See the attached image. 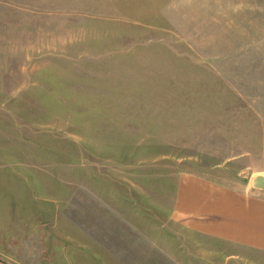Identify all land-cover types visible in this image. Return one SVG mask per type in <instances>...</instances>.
<instances>
[{
    "label": "rangeland",
    "instance_id": "374dc122",
    "mask_svg": "<svg viewBox=\"0 0 264 264\" xmlns=\"http://www.w3.org/2000/svg\"><path fill=\"white\" fill-rule=\"evenodd\" d=\"M182 173L264 175V0H0V259L264 264L172 219Z\"/></svg>",
    "mask_w": 264,
    "mask_h": 264
},
{
    "label": "crops",
    "instance_id": "0c3cea01",
    "mask_svg": "<svg viewBox=\"0 0 264 264\" xmlns=\"http://www.w3.org/2000/svg\"><path fill=\"white\" fill-rule=\"evenodd\" d=\"M171 213L173 220L191 231L264 252V189L255 188L252 180L230 187L206 177L182 173L177 179ZM12 246V251L20 250V246L15 249ZM15 256L10 260L0 259V264H45Z\"/></svg>",
    "mask_w": 264,
    "mask_h": 264
},
{
    "label": "water",
    "instance_id": "95a60500",
    "mask_svg": "<svg viewBox=\"0 0 264 264\" xmlns=\"http://www.w3.org/2000/svg\"><path fill=\"white\" fill-rule=\"evenodd\" d=\"M252 185L255 188L264 189V175L258 174L252 178Z\"/></svg>",
    "mask_w": 264,
    "mask_h": 264
}]
</instances>
